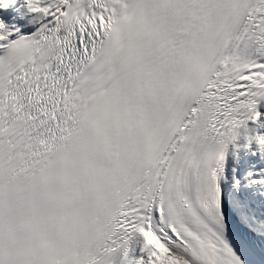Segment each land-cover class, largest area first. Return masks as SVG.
Instances as JSON below:
<instances>
[{"label": "snow or ice", "instance_id": "obj_1", "mask_svg": "<svg viewBox=\"0 0 264 264\" xmlns=\"http://www.w3.org/2000/svg\"><path fill=\"white\" fill-rule=\"evenodd\" d=\"M0 264H264V0H0Z\"/></svg>", "mask_w": 264, "mask_h": 264}]
</instances>
